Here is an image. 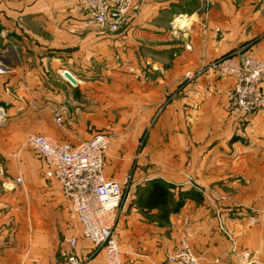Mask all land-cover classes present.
<instances>
[{
    "label": "crops",
    "instance_id": "1",
    "mask_svg": "<svg viewBox=\"0 0 264 264\" xmlns=\"http://www.w3.org/2000/svg\"><path fill=\"white\" fill-rule=\"evenodd\" d=\"M93 28L79 0H0V64L11 70L0 75V264H70V255L105 264L25 143L31 134L88 141L112 110L140 112L136 127L150 129L135 162L132 141L109 142L105 155L107 178L121 184L133 171L135 195L121 201L113 232L122 262L167 264L185 240L198 264H238L231 242L264 264V221L247 223L264 209V110L229 115L233 79L211 67L231 53L264 60V0H140L118 34L95 41ZM116 44L141 71L105 74ZM154 185L167 206L147 204Z\"/></svg>",
    "mask_w": 264,
    "mask_h": 264
},
{
    "label": "built area",
    "instance_id": "2",
    "mask_svg": "<svg viewBox=\"0 0 264 264\" xmlns=\"http://www.w3.org/2000/svg\"><path fill=\"white\" fill-rule=\"evenodd\" d=\"M139 0H79V5L87 18L96 24L115 32L123 25L129 11ZM188 49V48H187ZM211 67L220 74L233 79L232 88L226 93L227 112L234 117L247 118L264 110V60L251 54L239 56L231 53L217 59ZM11 70L0 64V75ZM60 76L74 86L76 80L65 70ZM191 73L185 74L190 79ZM57 124L61 117L54 113ZM2 114L0 112V121ZM25 145L32 149L45 165V176L55 180L66 203V212L71 224L78 228L81 237L91 245V253L102 251L105 264H124L121 251L114 237V226L122 214V187L119 182L104 174L103 157L109 147L106 135H97L88 141L70 144L55 138L31 134ZM22 184L21 177L16 179ZM197 189L207 201L209 196L198 188L191 179L185 183ZM264 221V209L247 219L254 225ZM76 238L71 237L68 245L75 247ZM232 253L238 264H260L254 254L237 251L231 242ZM70 264H81L74 256L68 258ZM167 264H198L196 257L185 240L167 257Z\"/></svg>",
    "mask_w": 264,
    "mask_h": 264
},
{
    "label": "rangeland",
    "instance_id": "3",
    "mask_svg": "<svg viewBox=\"0 0 264 264\" xmlns=\"http://www.w3.org/2000/svg\"><path fill=\"white\" fill-rule=\"evenodd\" d=\"M139 1H137V2H139ZM92 24L94 25V28H93V30L95 31V34H94L95 38L94 39L96 41V40H98L97 39L98 37L99 38H101L103 36L111 37L113 35L118 34V32L124 27V25H126V19H125L123 25L120 26L118 30H116L115 32L110 31V36L103 32L104 31L103 27H105V26H102V25H99V24H96L93 22H92ZM105 28H107V27H105ZM118 47H120V46H118L116 44V47L111 49V56H110L109 65H105V67L103 66L104 68H102L103 71L105 72V74L113 76V75H116L118 73H122L123 71L126 73L132 74L134 71H138L137 70L138 67H139V71H141L142 66H140V65L139 66L138 65L137 66H134V65L130 66V64L125 65L126 64L125 60L122 57V54L125 53V50L122 49L123 47L122 48H118ZM97 65L98 64H95V66H94V70H95L94 72L99 71V68H101V66H102V64H100L99 66H97ZM91 66H93V65H91ZM129 68H131L132 71L129 70ZM143 70L145 71V69H143ZM191 78H192V76H191ZM186 80H188V79H186ZM116 100H118V98H116ZM141 114L142 113H140V112H136V113L130 112V113L124 114V113H119L118 110H112L111 125L109 126V128H105L103 130L98 131L100 134L106 135L108 137L109 142H111L113 140H115V141L118 140L120 142L127 140V142L129 143V141L130 142L132 141L133 144L130 145V143H129V145L131 147H133V149H134V154L132 155L133 156V162H135L134 157H138V155H140V153H141L140 150L142 147H144L146 140L148 138L147 136L150 132L149 128L146 129V127H145L144 130L141 132V129L136 127V124H138V122L140 121ZM138 135L140 137H138V139L135 140V137ZM29 150L32 153V157H34V159H36V160H39V162L41 164H43L42 165V170H43V168L45 166H44V163L42 162V160H40L37 157V154L32 149L29 148ZM119 152H122V151L119 150ZM106 153H107V151L104 154L103 162H105ZM121 156L122 155H120L119 158H121ZM133 166H132V168H133ZM133 181L134 180H133V171H132L127 177H125L124 183H121V187H122L121 201L131 199L135 195V193L131 192V185L133 184ZM73 227H72V229L76 231V227H74V228ZM77 231H79V230H77ZM65 238L66 237L63 235L61 237V239H62L61 241L62 242L65 241L64 243L67 244L66 243L67 241L65 240Z\"/></svg>",
    "mask_w": 264,
    "mask_h": 264
},
{
    "label": "trees",
    "instance_id": "4",
    "mask_svg": "<svg viewBox=\"0 0 264 264\" xmlns=\"http://www.w3.org/2000/svg\"><path fill=\"white\" fill-rule=\"evenodd\" d=\"M168 191L162 185H154L150 190L149 194L146 196L145 200L148 205L151 206H167ZM179 207L176 205L174 211ZM170 211V210H169Z\"/></svg>",
    "mask_w": 264,
    "mask_h": 264
}]
</instances>
